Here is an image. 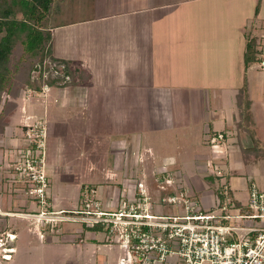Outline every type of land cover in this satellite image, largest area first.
I'll return each instance as SVG.
<instances>
[{
    "label": "crops",
    "instance_id": "1",
    "mask_svg": "<svg viewBox=\"0 0 264 264\" xmlns=\"http://www.w3.org/2000/svg\"><path fill=\"white\" fill-rule=\"evenodd\" d=\"M87 14L48 24L52 56L78 70L51 87L44 102L25 105L48 124L47 160L55 166L52 173L46 168L49 187L65 198L76 191L74 206L86 181L93 182L110 211L137 192L143 171L181 175L169 191L193 195L203 211H219L224 183L237 211H247L251 184L264 192V69L245 62L249 44L264 40V0H96ZM2 132L4 147L20 131L9 124ZM217 132L225 134L219 154L207 139ZM56 159L66 160L69 177L61 179ZM144 185L154 212L185 213L180 204L155 203L172 194L166 185ZM2 192L0 213L14 220L5 232L15 237L0 244V255L12 248L0 264H118L121 247L103 226L69 223L41 238L36 218L19 212L40 208Z\"/></svg>",
    "mask_w": 264,
    "mask_h": 264
},
{
    "label": "built area",
    "instance_id": "2",
    "mask_svg": "<svg viewBox=\"0 0 264 264\" xmlns=\"http://www.w3.org/2000/svg\"><path fill=\"white\" fill-rule=\"evenodd\" d=\"M253 47L254 61L264 69V40L258 37ZM58 61L52 63L48 60V63L51 65L52 80L61 85L71 78L65 63ZM42 63L40 71L46 68V62ZM43 75L47 77L46 73ZM33 93L30 88L23 92L28 100L45 101L44 91ZM28 127L23 134L24 143L12 151L13 157L9 158L5 167L10 181L21 179L22 193L40 206L39 211L28 212L27 216L36 218L34 228L41 238L45 230L42 233L40 225L49 228L51 233H59L56 226L61 221L78 222L87 227L99 224L105 228L109 242L121 247L118 264H264V192L253 183L247 211L243 213L237 211L240 208L235 206L225 183L219 186L223 200L217 201L216 205L220 207L217 213L214 210L203 211L193 195L187 192L162 198L165 204L170 205L180 201L185 209L183 214L154 212L150 194L142 183H138L137 192L131 198L122 200L116 210L110 211L102 208L95 189L86 186L83 194L86 208L74 209L69 212L70 216H60L63 210H51L54 207L52 199H47V121L41 118ZM224 137L222 132L207 137L214 153L222 152L220 147ZM209 165L215 171L217 166L210 161ZM165 183L170 185L171 180L167 178ZM160 188L164 189V185ZM7 237L13 239L15 235L7 233ZM3 249L2 257L9 258L12 248Z\"/></svg>",
    "mask_w": 264,
    "mask_h": 264
},
{
    "label": "rangeland",
    "instance_id": "3",
    "mask_svg": "<svg viewBox=\"0 0 264 264\" xmlns=\"http://www.w3.org/2000/svg\"><path fill=\"white\" fill-rule=\"evenodd\" d=\"M95 1L96 0H55V2H54L52 0L51 5H50V9H49L48 13L46 14L44 23L46 26H48V24H52V23H56V22L80 20L81 18L86 17L88 15L87 13L90 10L91 11L93 10ZM17 16H20V15L18 14ZM254 30H255V27L253 26V29H252L253 34L255 32ZM2 34L3 33L0 32V37L2 36ZM256 37H257V41H258V36H256ZM47 46H48V44H47ZM49 46H51L50 42H49ZM46 52H47V50H46ZM46 52H44L45 55L43 54V55H38V56H30L29 54L24 52L22 44L20 42H16V44H15V46L12 49V52L10 54L9 77L7 78L8 80L6 81L3 90L0 92V132H2L5 129V126H8L9 124H14V126L17 127V129H19V131H20L19 135L15 136L17 138H14V141L11 144L10 143L5 144L4 147L0 144V147L3 148V150H2L3 151V159H2L3 162L2 161L0 162V187L3 191L2 193L9 194L12 197V199L13 198H17V199L23 198L24 200H28L26 195L24 193H22V191H21L22 185H20V184H23V182H21V179H17V178H14V181L11 182L9 179L10 178L9 174L6 171L5 165L8 164L9 158L13 157L12 151L14 149L18 148L21 143H24V141H23V138L25 135L24 132L27 130V128H29L28 126L32 125L38 119H41L40 118L41 116H39V115L37 116L36 109H35V111H32V112H29L30 110L29 111L25 110V105L28 102H30L31 100H28V96L24 95L23 92L30 88L31 90H34L33 94L44 91L45 92L44 96L49 97V94H48L49 89L53 86H60V84H57L56 82H54L52 80V75H51V72L49 69V67L51 65L48 63V60H50L52 63L53 62L59 63V61H58V59H55L51 53L49 54ZM53 60H55V61H53ZM44 61L46 62V68L44 70L40 71L39 67H41V65L43 64L42 62H44ZM62 62L65 63V66H66V69L68 71V74L70 75V78H71L70 81H71L72 78H74V76H75L73 74L76 73L78 69L74 68L73 66H71L69 63H67L65 61H62ZM73 71H74V73H73ZM45 73H46L47 77H43L44 76L43 74H45ZM45 84H46V86H45ZM25 113H26V115H25ZM18 114H19V116H18ZM20 114L23 116L25 115L24 118H21V120H19ZM18 120H19V122H18ZM16 121H17V123H16ZM47 130H48V124H47ZM48 138H49V136L47 137V139ZM64 161H66V160H61V162L63 164L60 163L59 159H56L54 161L56 166H58V169L63 168V169H61V171L64 173V175H61V179H63L64 177L66 178L68 176L67 174H65L67 172L66 168H68V167H66V166H68L67 165L68 163L67 162L65 163ZM51 163H53V160H51V159L47 160L46 168L48 170L50 169L51 173H52L53 170H55V166ZM49 165H51V166L48 168ZM64 166L66 167L65 169H64ZM70 167H71V165H70ZM70 167H69V169L72 168V167L71 168ZM46 168H45V170H47ZM140 176H141L142 180L145 182L146 181H148V183L154 182L155 184L157 183L160 185H166L165 179L169 178L171 180V184L168 185L169 187L173 186V185L175 186V185H177V183L180 184L183 181L182 180L183 177H185V176H181V175H178V176L160 175L159 173H155V172L153 174H150V173L145 174L144 171L142 174H140ZM74 177L76 179L75 182L76 183L79 182V184H80V182L82 181V179H80L81 175L79 173H75ZM100 178H101V175H100ZM51 179H52V177H51ZM143 181H142V183H143ZM211 181L213 182V179ZM145 182L143 183V185L145 184ZM214 182H215V180H214ZM97 183H103V181L98 180V181H96L95 184H97ZM216 184L217 183H215V186H216ZM51 185H52V182H50V187H48L51 190L50 191L51 197L49 194V197H47V199L49 198V200H50V198H51L52 201L55 202V206L53 208H51V210H53V211H59V210L62 211L63 210L61 212V214H59L60 216L61 215L62 216H70V213H69L70 211H73L74 209L80 210V209L86 208L84 206V202H83L84 189L86 186H88L89 188L95 187V185H93V182L86 181L85 185H83L84 189L79 191L78 198L75 202L76 204L74 206L73 205L70 206L69 204L73 203V199H75V195L77 192L72 191V195H69L67 198H65V192H63L62 190L56 191L55 190L56 188L54 186H51ZM191 187L195 188V186L193 187V185ZM144 188H145V185H144ZM169 190H170V188L165 190L164 192H170ZM146 192H148L150 194L151 198L154 200L151 192L148 191L147 189H146ZM60 193L62 194L61 196H59ZM170 193L174 194V191H171ZM180 193H181L180 191H175V194H180ZM159 199H160V197H159ZM125 200H127V199H125ZM155 203H157V204L160 203L159 204L160 207L161 206L164 207L165 205L166 206L170 205V204H165L163 202H157L156 200H155ZM177 204L181 205V202L177 201ZM4 206L8 207V204L6 201H5ZM32 206L34 207L35 210H39V208H40L38 206V204H36L35 202H32ZM23 208H25V207H23ZM19 212L26 214V216H27L28 212L36 213V211H34V210H30V211L19 210ZM7 216L0 213V238L2 237V239H0V240L2 241V243H3V241L4 242L7 241V239H5L6 238L5 236H7V233L5 231L10 230L13 227V224H11V223H14L13 222L14 220L12 218H10L11 222H9L7 219L8 218ZM63 219H66V218H63ZM20 223H22L21 220L18 221V224H20ZM69 223H74V222L61 221L57 224L56 227L61 232L64 230L63 226H65V228L69 229ZM82 226H83L82 228H86L85 225H82ZM16 227L22 228L23 226L22 225L21 226L16 225ZM39 228H40L42 233L44 230L49 231V228L45 229V226L42 228V225H40ZM33 230H36V227ZM77 232H79V231H77ZM0 253H1V249H0ZM0 257H2V255H0ZM17 258H18V256L16 257V259ZM108 258L111 262L112 259L114 258V253L110 252L108 254ZM3 261H5V260H3Z\"/></svg>",
    "mask_w": 264,
    "mask_h": 264
},
{
    "label": "trees",
    "instance_id": "4",
    "mask_svg": "<svg viewBox=\"0 0 264 264\" xmlns=\"http://www.w3.org/2000/svg\"><path fill=\"white\" fill-rule=\"evenodd\" d=\"M51 2L52 0H0V32L3 33L0 37V92L9 77L10 54L16 42H20L24 52L30 56L45 55L46 50V53H51V33L44 23ZM254 60L255 51L249 44L245 62Z\"/></svg>",
    "mask_w": 264,
    "mask_h": 264
}]
</instances>
